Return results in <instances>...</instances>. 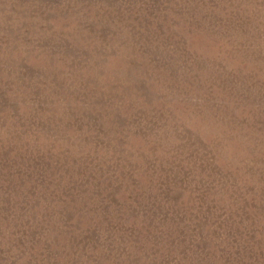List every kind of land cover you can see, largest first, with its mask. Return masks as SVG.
I'll list each match as a JSON object with an SVG mask.
<instances>
[{"label": "rangeland", "instance_id": "1", "mask_svg": "<svg viewBox=\"0 0 264 264\" xmlns=\"http://www.w3.org/2000/svg\"><path fill=\"white\" fill-rule=\"evenodd\" d=\"M0 264H264V0H0Z\"/></svg>", "mask_w": 264, "mask_h": 264}]
</instances>
